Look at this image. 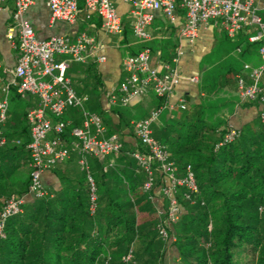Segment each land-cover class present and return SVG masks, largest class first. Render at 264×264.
I'll use <instances>...</instances> for the list:
<instances>
[{
    "label": "trees",
    "instance_id": "obj_1",
    "mask_svg": "<svg viewBox=\"0 0 264 264\" xmlns=\"http://www.w3.org/2000/svg\"><path fill=\"white\" fill-rule=\"evenodd\" d=\"M78 7H83V0H78ZM233 42L241 49L239 57L257 50L242 35ZM222 69L219 63L209 70L212 75L201 78L198 104L152 125V137L166 147L177 175L190 166L198 187L191 202L183 198V188L177 192L182 214L168 231L176 253L173 264H264V122L257 116L234 140L217 146L228 127L221 113L214 112V101L222 87H235L234 76L240 71L225 74ZM85 105L101 117L97 94L89 93ZM29 106L28 100L10 93L2 128L6 144L0 147V200L27 194ZM125 109L114 111L116 124L101 117L107 134H119L122 128L131 131ZM77 112L71 128L81 123ZM136 150L145 151L138 143H123L118 154L89 159L96 186L93 214L77 157L51 169L60 189L24 202L21 213L7 219L0 264H164L169 243L158 234L159 216H151L158 209L153 195L159 189V174L154 173L153 192H144L146 175L131 156ZM139 214L149 217L139 221Z\"/></svg>",
    "mask_w": 264,
    "mask_h": 264
},
{
    "label": "built area",
    "instance_id": "obj_2",
    "mask_svg": "<svg viewBox=\"0 0 264 264\" xmlns=\"http://www.w3.org/2000/svg\"><path fill=\"white\" fill-rule=\"evenodd\" d=\"M43 1L52 21L73 24L83 11L86 18H99L103 30L115 36H121L127 24L135 43L140 46L136 53L124 56L121 61L122 77L106 97L109 105L117 108L132 106L149 93L162 101L146 117L130 123L134 146L138 143L145 150H136L131 156L146 175L142 183L144 192H153L156 182L154 173L159 174L158 191L162 204L157 209V231L165 242L173 241L168 231L182 214L177 192L179 188H183V198L191 202V196L198 194V187L191 167L186 166L184 174L178 176L166 147L152 137V125L162 111L184 109L185 101L180 99L176 105L166 101L181 78L177 58L175 56L151 65V50L147 44L151 40L149 27L157 12L169 23H173L178 10H181L183 23L179 29V38L187 43L195 41L202 25L211 23L232 41L242 35L248 43L256 44L259 65L252 67L243 64L234 76V81L239 101L256 102L259 106L257 116L264 122V23L257 14L258 9L264 11V0H260L259 8L254 0H122L129 4L124 20L117 12L115 0H83L82 10L78 7V0ZM4 2L6 0H0V6ZM12 2L14 10L6 29V37L16 51V58L11 80L0 88V147L6 144L2 128L7 120L9 96L13 91L20 99L31 102L26 110L30 136L26 144L29 157L27 194L32 198L49 196L48 190L40 181L42 172L53 169L74 155L79 169L86 176L89 210L93 214L96 207V186L89 159L118 154L123 146L119 134L113 133L105 137L106 128L101 117L87 110L86 97L77 95L66 76L72 63H85L86 57L91 54L88 50L94 45V38L81 34L74 41L64 36L39 39L24 18L33 0ZM235 52L239 54L241 49L237 47ZM56 57L62 58L57 60ZM103 60L102 57L97 58L98 62ZM191 81L197 82V78L192 77ZM69 109L80 113L79 126L71 128L70 120H62ZM68 128L70 130L66 137ZM238 135L239 129L228 127L217 146L234 140ZM23 204L24 196H10L1 205L0 240L5 237L7 219L21 213ZM127 259L129 255L125 258Z\"/></svg>",
    "mask_w": 264,
    "mask_h": 264
},
{
    "label": "crops",
    "instance_id": "obj_3",
    "mask_svg": "<svg viewBox=\"0 0 264 264\" xmlns=\"http://www.w3.org/2000/svg\"><path fill=\"white\" fill-rule=\"evenodd\" d=\"M259 8L260 0H254ZM118 14L124 20L129 10V4L122 0H115ZM82 10V8H80ZM14 10L12 0H6L0 6V88L11 80L16 58V51L12 48L10 41L6 37V29ZM257 14L264 20V11L258 9ZM24 18L32 26L39 39H47L52 36H64L74 41L76 37L85 34L94 38V45L88 50L91 54L86 57L85 63H72L66 76L70 79L72 86L79 96L87 97L93 92L98 95L100 109L111 118L113 123H118L119 117L114 109L109 105L106 94L113 90L122 77L121 61L127 54L136 53L139 45L135 43L131 35L129 26L125 24L121 36L107 34L101 21L96 16L86 18L83 11L79 13L78 19L73 24L61 21L50 20V14L43 0H33L24 14ZM183 23V12L178 10L176 20L169 23L160 12H157L152 25L149 27L151 40L147 43L151 50V65L159 62L177 58V67L180 72V81L174 88L172 94L166 99L168 104L176 105L180 99L185 101V107L191 104H198L200 93V73L201 64L214 51L219 52V56L213 61L203 62L209 67L217 64L223 65L222 73L230 74L233 70H240L243 64L252 67L258 66L254 59L256 51H251L243 57L237 56L234 43L227 38L218 28L211 23L202 25L198 32V37L193 43H187L179 38V29ZM82 30V31H80ZM104 58L103 62H98L97 58ZM62 57H56L60 59ZM250 59V62L245 61ZM192 77L197 78V82L191 81ZM222 98L221 104H225L221 111V116L225 119L227 127L240 129L243 125L251 122L257 117L259 106L254 102L241 103L238 99L235 87L225 85L220 91L217 100ZM214 102H217L216 100ZM160 100L152 93L141 99L136 104L125 107V117L129 123L144 118L148 113L157 107ZM31 104V102H30ZM120 109V108H119ZM75 110L67 111V120L74 121ZM178 108L169 111L164 109L155 125H161L170 115H175ZM119 137L123 143L134 145L132 131L122 128ZM42 185L51 191L60 189V182L53 170L42 172L40 176ZM157 206L162 204V198L156 189L154 192ZM33 198L25 194L24 202H29ZM4 200H0V208Z\"/></svg>",
    "mask_w": 264,
    "mask_h": 264
},
{
    "label": "rangeland",
    "instance_id": "obj_4",
    "mask_svg": "<svg viewBox=\"0 0 264 264\" xmlns=\"http://www.w3.org/2000/svg\"><path fill=\"white\" fill-rule=\"evenodd\" d=\"M217 28V27H216ZM80 31H82V30H80ZM256 49H257V46H256ZM220 54H219V52H217V51H214L212 54H210V56L208 57V58H206V59H204V61L203 62H205V61H213V60H215V58L217 57V56H219ZM254 57V59H255V61L257 62V64L259 65V63H260V59H259V56H258V54L257 53H255V55L253 56ZM245 61H247V62H250V59H247L246 58V60ZM202 62V64H201V73H200V80H201V78L202 77H204L206 74L208 75V74H211L212 75V73L211 72H209V70L212 68V67H209L208 65H205L204 63ZM210 80L209 81H212L213 79L212 78H209ZM32 100L34 99L33 97L31 98ZM222 98H219L218 100L217 99H215L217 102H216V108H215V110H214V112H216V114L217 115H219V113H221V111H222V109L224 108V106H225V104H222V105H219V104H221V101H223V100H221ZM22 104H18V106H21ZM113 109L115 108V107H112ZM116 109V108H115ZM77 113H79V112H77ZM100 115V114H99ZM79 116H80V113H79ZM108 117V115L106 114V113H102V115H101V117ZM67 119V112L64 114V116L62 117V120H66ZM107 136H109V134H107V133H105V137H107ZM78 166V165H77ZM79 168V167H78ZM152 217L154 216V217H157V213L156 214H154V215H151ZM145 217H149L148 215H141V214H139L138 215V218H139V221L142 219V218H145ZM168 248L166 249V254H165V257H164V264H173V262H174V259H175V255H176V253H175V250H174V248L171 246V243H169V245L167 246Z\"/></svg>",
    "mask_w": 264,
    "mask_h": 264
}]
</instances>
